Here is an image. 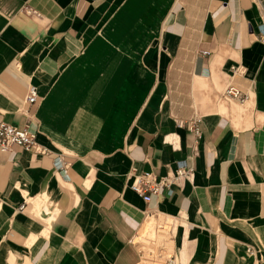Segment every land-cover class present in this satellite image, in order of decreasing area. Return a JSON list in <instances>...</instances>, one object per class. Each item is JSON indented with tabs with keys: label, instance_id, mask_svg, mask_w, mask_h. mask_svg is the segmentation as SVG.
<instances>
[{
	"label": "crops",
	"instance_id": "obj_1",
	"mask_svg": "<svg viewBox=\"0 0 264 264\" xmlns=\"http://www.w3.org/2000/svg\"><path fill=\"white\" fill-rule=\"evenodd\" d=\"M263 24L264 0H0V120L49 150L0 152V264H144L168 218L176 264H264ZM182 160L170 197L132 190Z\"/></svg>",
	"mask_w": 264,
	"mask_h": 264
},
{
	"label": "built area",
	"instance_id": "obj_2",
	"mask_svg": "<svg viewBox=\"0 0 264 264\" xmlns=\"http://www.w3.org/2000/svg\"><path fill=\"white\" fill-rule=\"evenodd\" d=\"M31 15L38 16L39 13L36 10H28ZM260 41L264 44V24L260 33ZM208 53L207 51L204 52ZM235 75L242 74L244 69L242 67H233ZM225 96L244 102L247 98V94L242 92V90L235 85L230 83L225 88ZM37 88L31 87L29 95L27 97L28 102H34L37 99ZM200 119L197 118L192 122L191 128L196 133L197 137L200 138L201 131L198 123ZM36 133L29 130L28 126L18 127L13 124L4 122L0 120V152H8L14 146H20L21 148L27 150L28 152H33L35 154H47L49 150L38 143L36 139ZM197 147H195V153L197 154ZM191 156L189 159H191ZM54 164L57 169L62 171L64 174L67 172V167L70 165L69 162L62 160L60 156H57L54 160ZM195 174V169L192 164H188L186 160L179 162L177 169L174 172H170L166 175L159 176L153 171H141L138 172L135 168L131 170L129 176L133 178L131 183V188L139 196H141L144 201L150 202L152 196H163L170 197L175 192V186L181 187L185 181L191 180ZM21 209L23 206L20 207ZM167 224L171 227L170 231L173 232L176 224L173 220L167 221ZM165 264H176L175 258H168Z\"/></svg>",
	"mask_w": 264,
	"mask_h": 264
},
{
	"label": "rangeland",
	"instance_id": "obj_3",
	"mask_svg": "<svg viewBox=\"0 0 264 264\" xmlns=\"http://www.w3.org/2000/svg\"><path fill=\"white\" fill-rule=\"evenodd\" d=\"M152 220V225L154 227L150 232L148 231L149 229L141 230L140 237L137 239V243L140 244L141 248H143L146 253L145 254L142 251L144 257H146L144 264H165V261L168 258H171L174 253L173 249H170L171 243L169 241L171 227L162 220ZM170 220L171 219L168 218V221ZM164 225L165 228H162ZM171 235L174 237V234ZM134 242L136 244V237L134 238Z\"/></svg>",
	"mask_w": 264,
	"mask_h": 264
},
{
	"label": "bare ground",
	"instance_id": "obj_4",
	"mask_svg": "<svg viewBox=\"0 0 264 264\" xmlns=\"http://www.w3.org/2000/svg\"><path fill=\"white\" fill-rule=\"evenodd\" d=\"M165 223L167 224V220H165ZM152 224H153V220L151 219V220H149L146 224H144L142 230H148V229L151 227ZM163 228H165V225H164ZM148 231H149V230H148ZM146 232H147V231H146ZM170 233H171V231H170ZM159 237H160V236H159Z\"/></svg>",
	"mask_w": 264,
	"mask_h": 264
}]
</instances>
